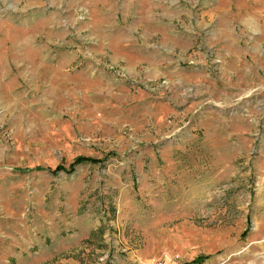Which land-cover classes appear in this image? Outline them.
I'll return each instance as SVG.
<instances>
[{"label": "rangeland", "instance_id": "obj_1", "mask_svg": "<svg viewBox=\"0 0 264 264\" xmlns=\"http://www.w3.org/2000/svg\"><path fill=\"white\" fill-rule=\"evenodd\" d=\"M160 260L264 264V0H0V264Z\"/></svg>", "mask_w": 264, "mask_h": 264}, {"label": "crops", "instance_id": "obj_2", "mask_svg": "<svg viewBox=\"0 0 264 264\" xmlns=\"http://www.w3.org/2000/svg\"><path fill=\"white\" fill-rule=\"evenodd\" d=\"M21 216H23V215H20V217ZM11 218H12V216H11ZM5 222L8 223L9 221H5ZM45 225L47 226V228L52 227L54 225V221H53L52 216L48 217V220H46ZM30 230L31 231H29V232H32V235H29V239H30L31 245H32V243L37 242V233H39V229L38 228H34V229L30 228ZM33 245L35 246L36 244H33Z\"/></svg>", "mask_w": 264, "mask_h": 264}, {"label": "built area", "instance_id": "obj_3", "mask_svg": "<svg viewBox=\"0 0 264 264\" xmlns=\"http://www.w3.org/2000/svg\"><path fill=\"white\" fill-rule=\"evenodd\" d=\"M155 264H171L169 262H166L165 260L156 261Z\"/></svg>", "mask_w": 264, "mask_h": 264}]
</instances>
